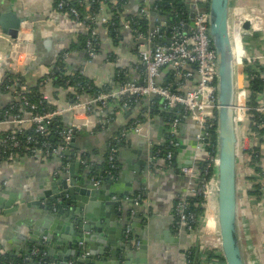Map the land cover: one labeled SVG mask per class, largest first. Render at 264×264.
Returning <instances> with one entry per match:
<instances>
[{
  "label": "crops",
  "instance_id": "1",
  "mask_svg": "<svg viewBox=\"0 0 264 264\" xmlns=\"http://www.w3.org/2000/svg\"><path fill=\"white\" fill-rule=\"evenodd\" d=\"M84 1L83 17L76 20L69 13L56 10L55 0H0V15L12 12L22 20L15 39L5 33L0 25V112L13 101L12 92L3 90L4 82L12 77L20 78L21 90L26 92L40 86L50 104L64 109L59 116L63 126L72 122V112L67 110L72 103L67 97L68 93L55 87L49 79L40 84L54 70L63 69L66 75H83L98 89H114L119 80L116 79L118 70L127 79L142 80L144 69L139 60V51L146 47L145 40L139 38L137 31L123 20L126 16L142 14L141 9L145 8L151 20L149 31L156 25L153 23L154 16L160 11L154 0H122L123 19L114 34L108 30L106 23L111 19V6L119 0L102 1L97 11L90 10L89 0ZM191 3L192 0H171L172 15L187 13L193 7ZM229 4L228 26L236 58L235 99L246 103L248 93L245 97L237 96L239 90L247 88L245 66L254 67L251 68L253 70L257 65L264 70V0H229ZM88 14L93 15H90L91 20L85 18ZM164 18L168 19L166 16ZM245 20L250 22L249 29L242 27ZM237 24L239 31L233 29ZM88 25L96 31L98 39L97 51L91 59L87 57L83 45ZM167 34V31L166 34L164 32L163 39L167 38ZM246 57L254 60L248 63ZM164 73L162 69L158 82L165 81ZM90 96L87 93L77 95L83 102ZM258 97L256 102L264 105V90ZM162 108L155 109L154 102L148 98H141L133 106L125 108L119 106L116 100H111L104 110L95 105L91 114L85 117L86 126L75 133L74 146L69 148V154L23 155L14 161L0 163V253L20 256L35 246V242L29 240L30 227L33 219L44 214H40L39 206L30 202L52 189L53 183L57 185L60 177L73 175L78 182L87 174L91 179V171H95L99 180L97 187L104 186L111 200H115L117 193L110 191V188L113 189L107 183L110 180L116 183L114 190L122 196L114 206H106L104 212L109 216H102L101 221H108L107 229L103 232L105 237L115 239L120 245L125 244V249L130 253L129 264H186V252L195 246L198 250L196 264H216L215 259H207L209 251L222 254L216 203L212 202L216 225L211 228L203 223L199 230H188L178 222L175 213L178 200L195 194L193 190L199 182L198 177L183 173L182 166L192 162L196 165L198 159L205 157L202 149H195V124L186 117L182 108H173L174 118L178 119L174 132L177 145L171 164H168L158 152L174 118L165 121ZM140 118L148 121L147 128L119 135L122 128ZM92 123L99 125L89 130ZM87 124L90 126L87 127ZM248 124L247 119L236 125L237 230L244 263L264 264V123L259 135L250 130ZM8 126L0 127V131ZM117 136L120 139L116 145V168L113 177H110L107 173L108 142ZM254 147L258 151L252 165L248 151ZM81 156H87L91 165L85 166L80 160ZM141 161H145V165ZM256 184L260 198L247 195ZM122 191H128L129 195H122ZM137 194L141 195V199L139 204H134L133 199ZM52 208L56 211V206ZM126 226H130L133 241H139L138 245L126 241ZM140 246H144L142 255H138ZM116 254V260L124 263L123 252ZM93 261L90 264H102L100 256Z\"/></svg>",
  "mask_w": 264,
  "mask_h": 264
},
{
  "label": "built area",
  "instance_id": "2",
  "mask_svg": "<svg viewBox=\"0 0 264 264\" xmlns=\"http://www.w3.org/2000/svg\"><path fill=\"white\" fill-rule=\"evenodd\" d=\"M208 3L209 0H192L191 10L187 13L176 14L174 22L168 27L166 39H163L165 31H162L160 23L152 26L147 32L137 31L138 37L144 39L146 44V47L139 51V60L144 69L142 80L124 78L118 81L117 86L112 90L106 87L100 88L85 102L79 99L72 102L67 108L72 112V122L69 125L63 126L60 122L57 124L64 109L47 107L42 100L32 101L27 94L22 92L20 78H8L4 82L3 90L12 92L13 101L0 112V127L9 125L0 131V163L14 161L23 155L61 156L62 152L69 148L75 133L86 126L85 117L91 114L93 107L98 105L104 110L111 100H116L121 107L125 108L141 98L152 100L157 97L163 101L164 106L182 108L186 117L195 124V149H203L209 143L212 132L217 134L219 108L218 57L209 34ZM202 4H205L206 7L201 6ZM55 9L69 13L76 20L83 17L76 6L69 5L65 0H58ZM141 12L146 17L148 16L145 8H142ZM191 12H194L192 18H190ZM90 15L88 14L85 18L91 20L93 15ZM190 21H192V25L189 24ZM126 25L128 26V24ZM88 27L84 47L87 57L91 59L97 51L98 39L96 31L91 26L88 25ZM239 28L237 24L233 29L239 31ZM253 60L250 57L245 58L248 63ZM166 67L172 70V79L160 83L158 77L162 69ZM254 71L253 76L264 75V70L259 67H256ZM121 72L118 70L117 77L121 75ZM47 79L51 80V78ZM47 79L44 78L40 84L46 82ZM247 93V88L241 89L237 96L245 97ZM250 109L244 101L239 102L235 99L236 125L242 124L247 119L255 124L251 120ZM254 110L262 113L264 105L257 102ZM177 121L176 118L170 121L167 132V138L172 148L177 145L174 139ZM90 125L87 124V127L90 126L89 130L99 124L92 123ZM147 127L148 121L145 118L135 119L122 128L119 135L138 132ZM26 131L27 133H25ZM51 136L55 138V144L51 142L49 138ZM119 139L120 136L112 137L108 142L107 173L110 177H113L116 168V145ZM173 152L170 149L163 155L168 164H171ZM204 158L206 160L205 174L210 170L212 173L209 179L205 183L199 184L193 192L203 196L201 202L204 211L202 220L206 224L207 208L210 203L216 200L217 140L214 149L206 151ZM80 160L85 166L91 165L87 156H81ZM194 167L193 162L185 164L182 166V172L196 178L198 174ZM91 176L94 183L99 184L94 171ZM140 199L141 195L137 194L133 199L134 204H139ZM188 208V199H179L175 206V213L178 222L191 230L198 217L194 211L188 210ZM124 237L126 241L131 242V245L139 244V241H133L130 226L125 227ZM34 256L39 257L38 264H46V253L35 246L24 256V260L30 261Z\"/></svg>",
  "mask_w": 264,
  "mask_h": 264
},
{
  "label": "water",
  "instance_id": "3",
  "mask_svg": "<svg viewBox=\"0 0 264 264\" xmlns=\"http://www.w3.org/2000/svg\"><path fill=\"white\" fill-rule=\"evenodd\" d=\"M229 0H209V34L218 57V129H217V223L220 237V249L225 264H245L237 230V192H236V162L237 134L234 117L235 107V72L234 57L230 31L228 26ZM201 6L206 7L205 4ZM194 12L190 13L192 18ZM22 20L12 12L0 15V25L12 39L18 34ZM192 25V21L189 22ZM244 29L250 28V22L242 23ZM144 133V130H141ZM75 138L69 145L74 146ZM69 148L65 154H69ZM141 163H144L145 161ZM77 165V163H75ZM71 168H69V171ZM110 191L117 193L111 200L104 186L100 188L90 179L89 174L82 176L76 182L73 175L60 177L57 185H51L37 200L30 202L41 208L40 218L32 220L31 237L35 246L46 253V264H90L95 257L100 256V263L129 264L130 253L125 244H118L115 239L107 238L103 232L108 221L102 222L106 206H114L121 200L116 190V183ZM115 189V190H114ZM122 195H129L122 191ZM56 206V211L53 210ZM113 216V215H112ZM112 218V217H111ZM125 224H123L124 226ZM39 240V241H38ZM122 251L124 263L118 262L116 252ZM144 246H140V253ZM109 253V254H108ZM137 255V256H138ZM99 263V262H98Z\"/></svg>",
  "mask_w": 264,
  "mask_h": 264
},
{
  "label": "trees",
  "instance_id": "4",
  "mask_svg": "<svg viewBox=\"0 0 264 264\" xmlns=\"http://www.w3.org/2000/svg\"><path fill=\"white\" fill-rule=\"evenodd\" d=\"M69 5H74L76 6L79 11L81 13H83L82 10H84V6L86 4V2L84 0H65ZM96 0H89L88 4L90 5V10L91 11H97L99 6H100V2L104 1V2H108V0H100L99 3L95 2ZM58 0H55V5L57 4ZM123 1L119 0L116 3H114L111 6V19L106 23L107 24V28L108 30L111 31L112 34L115 33V30L117 28L120 27L121 23H122V16H121V3ZM155 6L158 8V10H160L158 12V14L156 16H154L153 18L155 19V21H153L154 24H157L160 22H163L164 24L160 23L161 29L162 31L165 30V32L168 30V27L170 24H172L175 20V16L173 13V9H172V5H171V0H154ZM166 16L168 19L165 20L164 16ZM123 21H127L129 23V25H131V27L138 31V32H146V30L148 29L149 25H150V19H148V17H146L144 14H139L138 16H126L124 17ZM87 37V36H86ZM85 37V38H86ZM84 38V41H85ZM84 41H83V45H84ZM62 67V66H61ZM257 67V65H256ZM249 65L245 66V71L248 73V82H247V97H246V105L251 108L249 113L252 116L251 120L255 123H251L249 122L248 126L250 128V130L256 132L258 135L261 134V132L263 131V127L262 124L264 123V114L260 113V112H256L254 110V107L257 104V98L260 95V93H262L263 89H264V77H262V75L257 74L256 76H253V74L255 73L254 69L252 70ZM164 79L166 82L170 79H172V70H170L169 67H166V69L164 68ZM45 79L47 78H51V83L57 87V88H61L63 90H65L68 95L67 97L70 99L71 102H75L78 100L77 95L80 96L81 93H87L88 95H93V93L98 89L94 87V84L87 79L85 76L80 75L78 73L75 74H65V71L63 69L60 70H54L53 72H51L49 75H46L44 77ZM125 78V74L118 76L116 79H119L118 81L122 80ZM21 84V83H20ZM0 91H2V88L0 89ZM72 91V92H71ZM23 93L27 94L29 96V98L32 101H37V100H42L43 104L46 105L47 107L50 108H56L55 105L50 104V102L47 101V99L45 98L44 94L42 93V91L40 90V86H35L32 87V89H30L29 91H22ZM152 101L154 102V107L155 109H158L160 107H163L162 109V116H164L166 118L165 121L169 122L172 118H174V113L177 107L173 108H169L167 106H164L163 101L157 97L153 98ZM135 103H131L130 106H133ZM120 106V105H119ZM61 121V119L59 118L57 120V124H59V122ZM61 123V122H60ZM53 127V126H52ZM27 133V131L25 132ZM53 133V132H52ZM52 143H56V140L53 136L49 137ZM217 140V134L215 132H212L211 138L209 140V143L207 145H205L203 147V152L202 155L205 156L206 151L209 150H213L214 149V145L216 143ZM214 144V145H213ZM172 149L174 151V148H172V146H170L169 144V140L165 134V142L163 143V145L160 147V151L158 152V154L160 155V157H163V155L168 151ZM258 148L254 147L251 150L248 151V155L249 158L251 159V164L254 165L255 164V160L256 155H254L255 153L257 154ZM107 167V164H106ZM195 170L197 171L198 174V185L205 183L209 177L211 176L212 170L208 171V173L205 174V168H206V160L203 157L202 159H198L197 163L195 165ZM257 170H259V167H256ZM93 173V171H91ZM95 173V171H94ZM260 190H259V186L258 184H256L254 186V189L249 190L247 192V195H254L260 198ZM188 202H189V208L188 210H192L196 213L198 220L193 224L192 228L199 230L201 228V226L203 225V208L201 207V202L203 200V196L199 195V194H193L191 197H188ZM210 207V204H209ZM197 247H193L191 249H189L186 254V264H196V257H197ZM26 254L20 255V256H11L9 254H1L0 253V264H17V263H21V264H38V260L39 257L38 256H34L32 258V260L30 261H26L24 260V256ZM207 259L209 260H216V264H224V259L222 254H219L215 251H209L207 252ZM46 263H47V259L45 258ZM188 260V262H187Z\"/></svg>",
  "mask_w": 264,
  "mask_h": 264
},
{
  "label": "rangeland",
  "instance_id": "5",
  "mask_svg": "<svg viewBox=\"0 0 264 264\" xmlns=\"http://www.w3.org/2000/svg\"><path fill=\"white\" fill-rule=\"evenodd\" d=\"M214 202L216 203V200ZM216 209H217V203H216ZM209 213L207 214V219H208L207 220L208 221L207 222V227L208 228H211L212 226L214 227V225H216V221H215V218H214V214H209ZM215 214H217V210H216V213ZM216 219H217V217H216Z\"/></svg>",
  "mask_w": 264,
  "mask_h": 264
},
{
  "label": "bare ground",
  "instance_id": "6",
  "mask_svg": "<svg viewBox=\"0 0 264 264\" xmlns=\"http://www.w3.org/2000/svg\"><path fill=\"white\" fill-rule=\"evenodd\" d=\"M209 207V206H208ZM212 211H213V207H212V203H210V207L208 208V210H207V214L209 213V214H212ZM208 220V219H207ZM208 222V221H207ZM207 222H206V227H207ZM244 238V237H243Z\"/></svg>",
  "mask_w": 264,
  "mask_h": 264
}]
</instances>
